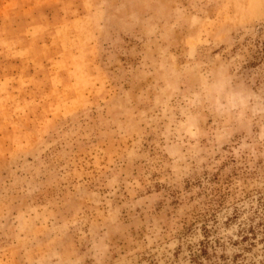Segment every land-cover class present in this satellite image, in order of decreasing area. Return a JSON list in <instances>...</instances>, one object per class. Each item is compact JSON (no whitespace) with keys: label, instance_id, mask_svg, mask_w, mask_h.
Returning a JSON list of instances; mask_svg holds the SVG:
<instances>
[{"label":"rangeland","instance_id":"1","mask_svg":"<svg viewBox=\"0 0 264 264\" xmlns=\"http://www.w3.org/2000/svg\"><path fill=\"white\" fill-rule=\"evenodd\" d=\"M0 264H264V0H0Z\"/></svg>","mask_w":264,"mask_h":264}]
</instances>
